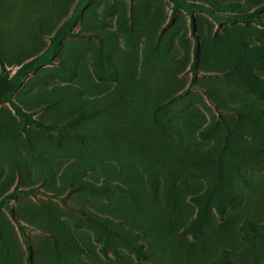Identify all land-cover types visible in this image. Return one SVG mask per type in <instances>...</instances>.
<instances>
[{"label":"rangeland","instance_id":"obj_1","mask_svg":"<svg viewBox=\"0 0 264 264\" xmlns=\"http://www.w3.org/2000/svg\"><path fill=\"white\" fill-rule=\"evenodd\" d=\"M192 1L224 16L195 77L171 0H0L8 76L37 64L0 105V264H264V26L233 18L264 0Z\"/></svg>","mask_w":264,"mask_h":264},{"label":"trees","instance_id":"obj_2","mask_svg":"<svg viewBox=\"0 0 264 264\" xmlns=\"http://www.w3.org/2000/svg\"><path fill=\"white\" fill-rule=\"evenodd\" d=\"M173 2V11L172 15H174L177 11L180 9H184L192 19V31L193 35L195 37V50H194V66H192L194 70V77L197 75L196 74V67L195 64L199 59V46H200V41L196 32V27H195V20H194V13L196 11H201L205 12L212 17H214L216 20H218L220 23H222V20L224 19V16L216 11H214L209 5L203 3V2H196L192 0H171ZM264 11V3L258 6L254 11L247 12V13H237L234 14L233 18L238 19V20H244V21H253L256 22L262 26H264V18L260 16V13ZM70 34L73 35L71 32ZM0 64L2 71L0 73V105L3 103H10L11 106L15 109V111L23 116V117H28L27 113L25 110L21 107L20 104H18L14 98L13 95L17 91V89L22 85L23 80L32 72L36 69L37 64H35L34 61L29 62L21 66L11 77L8 76L7 68L5 61L2 56H0ZM194 81V78H193ZM191 83L193 85L194 83ZM31 122H33L35 125L38 127L43 128L46 131H53L57 129L59 126L57 125H52V124H46L41 121H39L37 118H33L31 116ZM26 130V126H24V131ZM32 191V190H31ZM42 193L47 194V192L43 190H39ZM22 226V224H19ZM29 256L32 254V248L29 247Z\"/></svg>","mask_w":264,"mask_h":264}]
</instances>
